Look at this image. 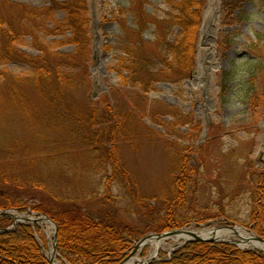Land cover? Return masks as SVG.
Returning <instances> with one entry per match:
<instances>
[{"label":"trees","instance_id":"16d2710c","mask_svg":"<svg viewBox=\"0 0 264 264\" xmlns=\"http://www.w3.org/2000/svg\"><path fill=\"white\" fill-rule=\"evenodd\" d=\"M149 1L130 0L126 9H119L118 17L130 16L133 26L118 23L123 34L120 55L110 69L122 88L135 87V92L142 95L154 90L158 83L175 85L188 79L195 66L204 5V0H160L166 10L162 17H156L145 12ZM221 1V4H232L237 0ZM46 2V7L32 8L0 0V127H3L0 132L8 136L7 140H14L5 147L0 145V149L3 147L0 151V210L15 208L24 212L31 207L51 218L58 230L57 252L70 264H119L124 253L130 251L132 241L138 238L133 229L118 227L110 213L92 217L77 202H72L73 199L54 198L43 182L34 179L36 175L30 172L31 177L27 173L29 176L21 178L17 169L23 161L57 164V160L66 157L75 146H81L95 163L97 172H106L108 179L123 183L140 215L144 214L143 206L150 217L157 212L151 199H143L133 192L125 169L116 160L118 147L114 144L123 115L122 109L108 100L109 95L116 92L115 88L99 103H93L85 95L91 88L89 68L92 61L87 0ZM57 12L63 13L60 21L55 19ZM173 27L180 33L171 39ZM148 29L152 30V39L145 41L142 34ZM27 37L37 55L20 49ZM47 37L52 40L45 42ZM218 41L222 47L221 36ZM61 47H70L72 51L59 52ZM109 49L105 47L106 51ZM243 49L244 54L231 61L226 72L219 74L227 83L219 87V98L228 96L229 92L242 93V102L250 110L253 100L258 107L264 106V35H256L255 41L244 45ZM11 63L25 66V74L10 71L7 66ZM232 81L236 84L228 89ZM79 92L82 100L77 97ZM182 166H186V162ZM258 180L264 181V172ZM179 190L173 201H169L171 208L177 209L184 202L185 191ZM263 191L259 188L255 195L261 196ZM16 194H26L34 203L13 199ZM100 205L102 207L103 203ZM263 209L256 212L254 219L260 221ZM163 221L158 218L155 222L159 230L164 226L170 228V224L162 225ZM169 221L174 222L171 218ZM258 223L257 232L264 237V230ZM10 225L9 218H0V230ZM177 226L179 223L173 225ZM34 230L39 232L37 227ZM235 262L264 264V259L252 253H237L230 245L190 243L162 264ZM0 264H48L33 238L31 227L19 226L13 232L0 234Z\"/></svg>","mask_w":264,"mask_h":264},{"label":"rangeland","instance_id":"374dc122","mask_svg":"<svg viewBox=\"0 0 264 264\" xmlns=\"http://www.w3.org/2000/svg\"><path fill=\"white\" fill-rule=\"evenodd\" d=\"M10 1L32 8L48 6L46 0ZM129 2L130 0H87L92 41L95 32L100 37L101 45L96 59L93 60L92 54L89 68L91 88L85 95L93 103H99L105 94L115 88L116 92L110 94L108 100L115 103V107L121 108L123 115L120 118L119 136L114 144L118 147L116 160L125 169L133 192L143 199H151V205L157 207L158 213L150 217L143 206L144 214L140 215L139 208L132 202L123 183L108 179L106 170H103L105 174L97 172L95 163L81 146H75L70 153L65 154L66 157L58 159L57 164H43L38 161L19 163L21 168L17 166V169L21 172L20 177L29 176L27 173L32 172L37 176L34 179L39 183L43 182L47 192L53 194L54 198L73 199L72 202H77L92 217L110 213L118 227L133 229L138 238L132 241L130 251L124 253L122 261L128 258L124 264H142L147 260L150 246L133 254L131 252L134 244L150 235L173 231L199 232L204 228L218 230L235 225L234 230L243 228L262 237L257 232V227L260 222L264 230V209L260 221L254 219V216L261 211V207L264 208V191L261 196L255 195L259 188L264 190V181L258 180V176L264 172V106L258 107L253 100L248 110L242 102V93L234 95L229 92L228 96L219 98V87L222 84L227 85L219 78V74L226 72L230 68V62L245 52L244 45L254 42L256 35H264V0H237L232 4L219 2L220 14L214 34L215 42L210 44L214 52L213 63H217V67L212 70L211 78L202 77L194 85L191 77L198 72L197 60L202 50L201 25L208 3V0H204L195 66L188 79L175 85L158 83L154 85V90L144 95L135 92V87L122 88L116 74L110 71L120 55L119 45L123 34L118 23L133 26L130 16L118 17L119 9H126ZM165 10L160 0H150L145 6V12L156 17H162ZM55 19L62 20L63 13L57 12ZM179 33V29L173 27L171 39ZM220 36L222 47H219ZM142 38L150 41L152 30L145 31ZM50 40L52 39L45 38V42ZM105 47H110V51H106ZM20 49L37 55L31 47L29 37L22 41ZM58 51L67 53L72 48L61 47ZM7 68L15 74L26 72L25 66L21 64L11 63ZM235 84L234 81L229 82L228 89ZM237 90L238 87L235 91ZM77 97L82 100L80 92ZM127 116L130 118H126ZM7 137L0 132V145L3 144V147L14 142L13 139L7 140ZM185 162L186 166H182ZM31 175L30 173V177ZM178 188L185 191L184 202L177 209L171 208L172 203L169 201H173L174 196L179 194ZM28 197L26 194H16L13 199L33 204L34 200H29ZM100 203H103L102 207ZM7 209L15 210L24 217H32L31 213L47 216L33 211L31 207L24 212L15 208ZM168 212L171 213L170 216ZM158 218L164 220L162 225L170 224V228L164 226L163 230H159L155 223ZM169 218L174 222H170ZM10 221L12 224L13 219ZM178 223L179 226L173 227ZM33 224L35 225L29 227L33 230V238L45 259L53 242L52 237L48 236L44 225ZM11 227L10 225L5 229ZM34 227L39 229L40 234ZM227 241L240 245V239L235 234ZM179 243L180 246L173 247L169 252L173 243L171 240L166 241L148 264L169 262L176 251L188 245L184 241ZM225 245L232 246L237 253H252L264 259L258 250L248 247L240 251L238 246ZM55 253L58 262L70 264L61 259L57 245ZM45 261L49 264L47 259Z\"/></svg>","mask_w":264,"mask_h":264},{"label":"bare ground","instance_id":"6f19581e","mask_svg":"<svg viewBox=\"0 0 264 264\" xmlns=\"http://www.w3.org/2000/svg\"><path fill=\"white\" fill-rule=\"evenodd\" d=\"M220 14V4L219 0H208L206 9L203 15V22H202V29H201V47L202 50L199 56V65H198V72L193 76L194 85L197 83L202 77L211 78L212 77V70L215 69L217 66L213 63V49L211 48L210 44L212 43L211 38L215 34L218 26ZM209 64V67L207 66ZM12 216L16 219V222H23L24 219L19 217L16 213L12 212ZM40 225H44L47 229L48 236L52 237L53 235V225L43 220L40 222ZM237 233V237L240 239V247L243 249H247L248 247L251 249L262 250L264 252V246L261 244H257L254 241H251V237L244 232L243 230L236 229L234 231ZM234 232L230 231H210V230H203L197 233V235L202 239H209L212 238L217 241L221 240H229L230 236L234 234ZM190 237L183 233H179L176 235L168 236L165 238H161L159 240H147L145 241L146 246H150L151 251L148 255V258L143 264H147L149 260L154 259L159 251V249L163 246V244L171 240L173 246L169 248V252L173 249V247L180 246L181 241H187ZM250 244V246H249ZM48 259L52 261V264H59L56 260V256L52 252V246H49V249L46 253Z\"/></svg>","mask_w":264,"mask_h":264},{"label":"water","instance_id":"95a60500","mask_svg":"<svg viewBox=\"0 0 264 264\" xmlns=\"http://www.w3.org/2000/svg\"><path fill=\"white\" fill-rule=\"evenodd\" d=\"M201 29H202V25H201ZM200 41H201V33H200ZM211 41L212 43L215 42V38H214V35L213 37L211 38ZM101 45V41H100V37L96 35V33L94 32V35H93V42H92V54H93V60L96 59L97 57V54L99 52V47ZM198 63H199V58H198ZM191 81L194 82L193 80V77H191ZM100 83V82H99ZM31 216L32 217H22L24 219L23 222H16V219L12 216V214L10 213V210H7V211H0V217H9V218H12L14 221H13V225L11 227V229H5V230H2L0 231V233H4V232H11L15 229V227L17 225H28V224H33V223H40L41 221L43 220H46L48 222H50L52 225H53V228H54V231H53V237H52V252L53 254H56L55 253V250H56V245H57V227H56V224L51 220L49 219L47 216H39V215H36L37 217L35 218V215L33 213H31ZM235 227V226H234ZM234 227L233 225H228L226 227H222L220 228V230H231L232 232H234ZM203 230H207V229H203ZM202 230V231H203ZM216 229H211L210 231H215ZM208 231V230H207ZM217 231V230H216ZM200 232V231H199ZM250 236H251V241H254V242H257L261 245L264 246V240L262 238H260L259 236H255L253 235L251 232L247 231ZM179 233H183L185 235H187L188 237H190L189 240L185 241V243H196V242H205V243H212V244H216V243H225V244H232V245H235V246H238L236 243H233L231 241H227V240H221V241H217V240H214L212 238H209V239H202L200 238L197 233L198 232H187V231H173V232H169V233H164V234H160V235H150V236H147V237H144L142 238L139 242H137L135 245H134V248L131 252V254L135 253L137 250L141 249L145 244V241L147 240H159L161 238H165V237H168V236H172V235H176V234H179ZM234 234L237 235V233L234 232ZM263 255H264V252L262 251ZM128 258H126L121 264H124V262L127 260ZM49 264H51V260L50 259H47ZM149 262V261H148ZM148 264V263H147Z\"/></svg>","mask_w":264,"mask_h":264}]
</instances>
